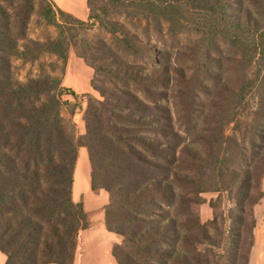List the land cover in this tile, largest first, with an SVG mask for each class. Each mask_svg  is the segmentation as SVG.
<instances>
[{"label": "trees", "instance_id": "trees-1", "mask_svg": "<svg viewBox=\"0 0 264 264\" xmlns=\"http://www.w3.org/2000/svg\"><path fill=\"white\" fill-rule=\"evenodd\" d=\"M86 5L83 21L50 0H0L5 264H73L79 235L90 225L82 202L71 196L80 147L87 151L91 191L108 194L104 227L120 238L109 252L113 264H250L252 209L263 197L264 179V0H86ZM191 12L210 19L208 41L219 57L213 92L202 85L199 128L190 136L198 144L182 143L178 161L132 127L133 119L119 111L124 101L118 92L134 97L127 89L136 88L132 84H162L159 69L151 65L149 78L141 60L160 55L150 41L154 34L160 38L165 26L177 32L183 14ZM34 15L56 35L30 37ZM92 27L97 32L89 40L85 31ZM70 49L93 70L91 87L101 98L83 94L81 135L62 115L64 105L69 115L79 108L70 101L77 95L54 73L59 64L64 71ZM44 56L54 58L52 71L25 81L14 77V60L33 63ZM201 58L208 77L207 48ZM96 76L106 79L96 84ZM206 192L217 196L209 202L212 218L201 222L198 206Z\"/></svg>", "mask_w": 264, "mask_h": 264}, {"label": "rangeland", "instance_id": "rangeland-1", "mask_svg": "<svg viewBox=\"0 0 264 264\" xmlns=\"http://www.w3.org/2000/svg\"><path fill=\"white\" fill-rule=\"evenodd\" d=\"M50 1L56 5V7L73 15L75 18L83 21L87 20L88 9L86 0ZM59 2L63 6H60ZM183 15L181 20L184 23V29L179 27L177 28V32L171 33L166 31L165 26L163 27L164 29L160 38H157L155 34L152 36L150 41L156 46L155 48L161 50L160 55L156 56L152 52L150 56L151 61L146 59L141 60L142 64H140V68L149 78L151 76L150 73L147 72L151 65L159 69L160 76H162V84H148L147 81H143L145 88H140L141 86L137 84H132L136 88L132 86L129 88L126 87L130 89L129 92L134 94V97L123 96V94L118 92L119 96L124 101V103H122L123 107H121L119 111L129 117V119H133L134 124H131L133 125L132 127H140L134 129H136L138 133H143L153 138L161 147V151L166 152V154L170 156L175 155L178 161L182 156V143L188 141L194 146L198 144L196 138H191L190 136L199 128V112L201 111L202 101L204 100V96L201 94L202 85L206 84L209 92H213L214 83L216 81L215 75L217 73L216 60L219 57L215 51L214 44L212 45L210 41H208L212 32L210 19L203 18L199 14H193L192 12L184 13ZM134 25H137L135 28L137 32L142 31V25L138 26L136 21ZM129 27L132 30L130 25ZM200 30H206V34L202 35L199 32ZM96 32V28L92 27V29L85 31L86 37H88L89 40L93 39ZM28 35L32 38L54 37L56 31L51 26H46L37 15H34L29 24ZM204 48H207V52L210 55L208 61V77L206 73H204L205 62L201 58ZM69 52L74 53L72 49H70ZM54 61V58L51 56H44L33 63H25L16 59L13 61L14 77L19 81H25L28 77L35 76L41 71L50 72L53 70L52 63H54ZM67 64L68 61L63 67L64 71L62 73L59 70L60 64L56 65L54 73L60 77L61 86L71 90V88L65 85L64 80ZM222 66L224 67L225 65L222 64ZM105 79V77L102 78L103 81H105ZM98 80H101V76H96L95 81L96 84H101ZM102 85H106V83L104 82ZM127 89L124 87L123 90ZM89 94L101 99L99 94L95 91ZM76 95L77 98L75 101L67 97L64 99H69L71 103L78 105L79 108L75 109L73 115H69L67 106L64 105L62 115L67 120H71L74 123L76 134L81 135L84 133L83 113L86 107V99L83 98V94ZM127 123L126 125H130L129 122ZM78 154L73 175V181L76 184L74 183L75 188L71 196L74 201L82 202L83 208L88 213L90 219L89 228L81 231L78 238V253L82 251V258H89L93 256L102 243L106 241L104 239V235L106 234L104 223L103 233L99 232L96 228L98 226L97 223L101 220L103 221V207L107 204L108 194L103 189H99L95 192L91 191L90 165L87 151L85 148L80 147L78 148ZM98 195H105V201L99 205L92 204L93 199L98 197ZM216 196L217 194L214 192L202 194L203 203L198 206V215L201 222H206L212 218V209L209 207V202L213 201ZM227 207L225 196L223 195L222 209L225 211ZM252 214L255 218V222H257L258 219L261 223L257 225L255 229L256 244L252 249V261L250 264H264V232L262 231L264 227V197L257 203L255 208L252 209ZM86 237L90 239L89 242L92 246L83 242V238ZM97 243H100L99 247L95 246Z\"/></svg>", "mask_w": 264, "mask_h": 264}, {"label": "crops", "instance_id": "crops-1", "mask_svg": "<svg viewBox=\"0 0 264 264\" xmlns=\"http://www.w3.org/2000/svg\"><path fill=\"white\" fill-rule=\"evenodd\" d=\"M60 6H63L60 2H59ZM63 8V7H62ZM66 10V9H64ZM67 68H66V73H65V85L69 88H71V90L75 93V94H85V93H91L93 91L92 87H91V79L93 77V70L85 65L82 61L81 58L77 57L74 53H68V57H67ZM82 62V63H81ZM83 64V65H82ZM78 152H77V158H78ZM77 161V160H76ZM76 165V162H75ZM75 172V170H73V173ZM74 175V174H73ZM74 179V177H73ZM75 182L73 181V185H72V192L74 191V184ZM261 190L264 194V179L261 182ZM264 197V195H263ZM262 197V198H263ZM101 198V199H100ZM261 198V199H262ZM105 201V195H98V197L93 199V203L92 204H96L99 205L101 203H103ZM257 205V204H256ZM255 205V206H256ZM255 206L253 208H255ZM261 222L258 221L255 222V228H254V245L252 246V249L255 246V242H256V233H255V229L257 227V225H260ZM97 230L101 233H103L102 230H104L103 227V221L101 220L99 223H97ZM260 227V226H259ZM264 232V227L263 230ZM106 236V237H105ZM104 239L106 240L105 242L102 243V245L100 246V243H97V245L95 244V246L99 247L98 250L96 251V253L87 258H82L83 256H81L83 253L81 251V253H78V248L75 254V258L73 261V264H113L112 259L109 255L111 246L119 241V237L116 234H113L111 232H108L106 230V234L104 235ZM83 242H86L87 244L91 245L92 244L89 242L90 239L83 238ZM252 249H251V254H250V263L252 261ZM5 256L4 254H2L0 252V264H5Z\"/></svg>", "mask_w": 264, "mask_h": 264}]
</instances>
